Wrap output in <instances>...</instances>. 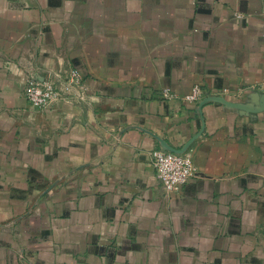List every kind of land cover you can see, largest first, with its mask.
Wrapping results in <instances>:
<instances>
[{
    "label": "crops",
    "instance_id": "1",
    "mask_svg": "<svg viewBox=\"0 0 264 264\" xmlns=\"http://www.w3.org/2000/svg\"><path fill=\"white\" fill-rule=\"evenodd\" d=\"M0 264H264V0H0Z\"/></svg>",
    "mask_w": 264,
    "mask_h": 264
},
{
    "label": "built area",
    "instance_id": "2",
    "mask_svg": "<svg viewBox=\"0 0 264 264\" xmlns=\"http://www.w3.org/2000/svg\"><path fill=\"white\" fill-rule=\"evenodd\" d=\"M54 76L47 77L43 81L31 78L26 83L24 97L34 110L49 108L55 102L65 99L64 91L67 92L74 85H80L82 81L81 73L75 70L71 71L68 78ZM162 97L171 100L179 96L170 89H165L162 91ZM202 97L203 89L196 85L183 97V100L192 103L200 101ZM149 157L157 180L168 194L178 193L197 172L195 151L192 147H188L183 152L156 149L149 153Z\"/></svg>",
    "mask_w": 264,
    "mask_h": 264
},
{
    "label": "water",
    "instance_id": "3",
    "mask_svg": "<svg viewBox=\"0 0 264 264\" xmlns=\"http://www.w3.org/2000/svg\"><path fill=\"white\" fill-rule=\"evenodd\" d=\"M188 148V147H187ZM187 148H185V149H182V150H180V151H176V150H171L172 152H183V151H185Z\"/></svg>",
    "mask_w": 264,
    "mask_h": 264
}]
</instances>
